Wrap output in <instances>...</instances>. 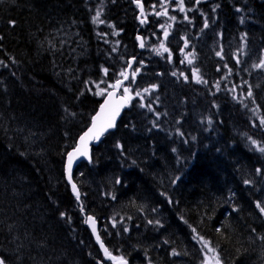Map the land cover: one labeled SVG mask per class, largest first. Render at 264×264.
Returning a JSON list of instances; mask_svg holds the SVG:
<instances>
[{"label": "trees", "instance_id": "16d2710c", "mask_svg": "<svg viewBox=\"0 0 264 264\" xmlns=\"http://www.w3.org/2000/svg\"><path fill=\"white\" fill-rule=\"evenodd\" d=\"M237 2L218 0L211 32H191L195 67L203 65L206 82H179L171 98L177 127L184 125L183 137L171 139L177 155L160 142L171 114L160 104L154 120L143 106L154 102L149 86L135 81L123 85L131 103L115 130L93 147L91 163L74 171L80 201L97 217L105 245L129 264H194L201 260L198 239L217 250L221 264H264V82L257 67L264 0H255V13H243L245 53L238 63L228 46L217 63L212 46L215 35L234 36ZM96 11L103 23L93 22ZM137 29L130 0H0L5 264H103L76 214L63 162L101 101L93 80L105 89L118 79ZM68 40L78 43L76 51ZM222 71L230 84L217 90Z\"/></svg>", "mask_w": 264, "mask_h": 264}, {"label": "rangeland", "instance_id": "374dc122", "mask_svg": "<svg viewBox=\"0 0 264 264\" xmlns=\"http://www.w3.org/2000/svg\"><path fill=\"white\" fill-rule=\"evenodd\" d=\"M208 6H203L204 2L202 0H181V1H174V2H162L156 3L154 6H149L147 8L148 15H150V23H154L153 32L150 31L149 34H144V41L145 45H143V52L141 54V59H139V65L140 70L146 69L148 75H144V81L148 82V88L147 91L152 96V100L154 102H145L143 103V106L147 108L149 111L151 117H154V120H157L156 116V110L157 106H160L161 102H164L167 100V97H173L175 95L174 86L180 78H188L193 82H199L204 84L206 82V78L203 75V65L199 64L198 68L195 69V62L196 55L192 52L191 47L187 46L185 43H189L190 41V35L192 30H195L197 33H200L202 31H209V33L212 30V26L215 22V20H212L207 15V12L204 11L206 7L212 9L213 5L209 2H206ZM181 5L183 10H181ZM215 7V6H214ZM97 13V11H96ZM157 13H160L159 15ZM80 20H82L81 16L78 15ZM144 16V15H143ZM95 17V16H93ZM92 17V18H93ZM146 17V15H145ZM102 18V17H99ZM82 24H84V21H82ZM149 26V25H147ZM175 29H179L182 34L188 33V39L184 37V35H181L180 37H184L182 39L183 43L179 44L174 51H170V48L168 47V42L170 43V40L173 38V31ZM165 32L167 35H165ZM74 32H70L68 36H72ZM59 38V37H58ZM70 43H74L72 40H68ZM185 42V43H184ZM213 42L216 46H218L219 49H224L226 46L229 47L230 54H231V61H235L237 58V55L243 51L244 46L242 43H240L237 40V37L232 36L228 42H224L221 38H218L217 35L214 36ZM178 41L175 42V45H177ZM78 43L73 44L72 51L77 50ZM163 45V46H161ZM166 49V50H165ZM194 51V48H193ZM219 55L225 54L224 50H220ZM218 55V54H217ZM171 56L176 57L177 62L182 64L180 67L182 68V72L176 74L172 78L167 75V73H162L160 70L156 67H150L148 61L149 60H155V58L158 59H165L166 61H172ZM264 60V58H262ZM261 60V61H262ZM191 61V63H189ZM259 68L262 69V81L264 82V65H261ZM222 63V62H221ZM162 65H164L162 63ZM165 66V65H164ZM138 69H136V75L138 72ZM229 73V71H228ZM195 74V75H194ZM217 82H214L217 90H221L224 87H228L230 82L227 79V74L222 71L220 73V78L216 79ZM93 83L96 86V94H100L104 91V88L101 86L100 81L93 80ZM165 85L168 91H160L159 86ZM222 87V88H220ZM224 90H227L224 88ZM124 95L128 98V94L124 92ZM201 96L206 99L210 100V98L207 96L205 92L201 94ZM141 97V96H139ZM164 109L167 111H171L170 119L173 122L176 119V112L173 110L172 107H177L174 103H164ZM80 224L82 227L83 220H80ZM85 228V227H84ZM81 230V229H79ZM82 231V230H81ZM197 244L200 250L201 254V260L194 261V264H214V257H217L219 259V255L217 253V250L212 247L207 241L201 239L197 240ZM207 245V246H206ZM213 250V251H210ZM220 261V260H219ZM221 264V262H220Z\"/></svg>", "mask_w": 264, "mask_h": 264}, {"label": "water", "instance_id": "95a60500", "mask_svg": "<svg viewBox=\"0 0 264 264\" xmlns=\"http://www.w3.org/2000/svg\"><path fill=\"white\" fill-rule=\"evenodd\" d=\"M134 4H137L136 1L133 2ZM142 12V4L141 2H139V6H138V17L140 15V13ZM140 23H142V21L140 20L139 21ZM142 49L141 47V43L139 44V47H138V50L140 51ZM116 85V84H115ZM118 87H116V90L113 89V90H110L105 96L104 98L102 99V101L100 102L95 114L92 116V119H91V124L90 126L87 128V130L85 132H83L82 134H80L76 140V143H75V146L74 148H72L66 155L65 157V160H64V170L66 172V182L68 183L70 189H71V192L72 193H75L73 191V181L71 179V182L69 181V176L72 177V173L75 169V167L81 163V162H86L88 163L90 161V153H91V148L96 146L99 141L101 140L102 136L105 135L109 130H111L114 126V124L117 122V120L119 119L120 115H121V112L126 108V100L123 96L121 95H118ZM107 102V103H106ZM102 106H104V111L102 113ZM115 113V117H114V120H113V126L111 128H107L106 130H104L102 132V134H100L99 138L98 139H94V138H89L86 140V154L85 155H80L79 153H76V149L78 147H80L81 145V140L80 138L82 136H84V134L86 132L89 131L90 128L93 127V117L97 116L98 114H101L100 115V120L97 122V126L99 128L100 125L103 124L106 116L110 115L111 113ZM69 153H73V159H72V163H71V170H70V173L68 171V162H69ZM75 185V184H74ZM94 227H95V232L93 231V226L90 224V223H87V228L91 234V236L93 237L94 239V242L95 244L97 245L101 255L103 256L104 260L105 261H109L110 264H117V261L118 260H113L111 258H109V255H106L105 254V247L103 245V248L101 247V240L100 238L98 237V232H97V225L95 224L94 222ZM99 238V239H98ZM108 252V251H107ZM111 257H113L111 254H110ZM125 261V260H124ZM127 264V262H126Z\"/></svg>", "mask_w": 264, "mask_h": 264}, {"label": "snow or ice", "instance_id": "6c2138e0", "mask_svg": "<svg viewBox=\"0 0 264 264\" xmlns=\"http://www.w3.org/2000/svg\"><path fill=\"white\" fill-rule=\"evenodd\" d=\"M138 6H139V0H136ZM181 10H183L182 8V5H181ZM158 15L160 13H157ZM99 16H100V13L97 12V15L95 17H93V22H99V23H103V21L99 20ZM143 22V21H142ZM165 35H167V33L165 32ZM163 46V45H161ZM166 50V49H165ZM219 55V53H217ZM189 63H191V61H189ZM261 65H264V60L261 61ZM260 65H257V67H259ZM107 70H105L106 72ZM122 76H125V73H121ZM133 75H135V73H133ZM195 75V74H194ZM125 78H127L125 76ZM120 84V81H117L116 85H113V87H118ZM127 89H125V93H127ZM107 103V102H106ZM104 111V106H102V113ZM100 115L101 114H98L97 116L93 117V127L89 129L88 132H86L84 134V136H82L80 138L81 140V145L80 147H78L75 151L76 153H79L80 155H85L86 154V140L89 139V138H94V139H98L100 134H102V132L104 130H106L107 128H111L113 126V120H114V117H115V113H111L110 115L106 116L104 122L102 125L97 126V122L100 120ZM261 124H264V120L261 121ZM253 143H255V141H253ZM261 151H264V148L261 149ZM69 162H68V171L70 173V170H71V163H72V159H73V153H69ZM69 181L71 182V177L69 176ZM247 183V181H246ZM73 191L75 192L76 191V186L73 184ZM78 195V194H77ZM258 207H260V205H257ZM260 211L262 213H264V207H260ZM63 215V214H62ZM87 223H90L92 226H93V231L95 232V227H94V220L92 217H88L87 220H86ZM127 230V229H125ZM99 239V238H98ZM207 246V245H206ZM101 247L103 248V244H101ZM210 251H213L210 249ZM105 254L106 255H109V258L113 259V260H116V258L114 257H111L110 254L107 252V249H105ZM214 260V264H220V261L217 257H214L213 258ZM0 264H5L4 260L3 259H0ZM117 264H126V261L123 260V258H120L118 261H117ZM207 264V262H206Z\"/></svg>", "mask_w": 264, "mask_h": 264}, {"label": "bare ground", "instance_id": "6f19581e", "mask_svg": "<svg viewBox=\"0 0 264 264\" xmlns=\"http://www.w3.org/2000/svg\"><path fill=\"white\" fill-rule=\"evenodd\" d=\"M115 90H116V89H115ZM118 121H119V120H118ZM118 121L114 124L113 128H112L111 130H109V131L106 133V135H107L108 133H111V132H113V131L115 130ZM77 137H78V136H77ZM77 137H76V140H77ZM76 140H75V143H76ZM75 143H74V144H75ZM97 145H98V144H97ZM97 145H96V146H97ZM94 147H95V146H94ZM64 160H65V156H64ZM81 163H86V162H81ZM90 163H91V159H90V161H89L87 164H90ZM79 164H80V163H79ZM79 164H78V165H79ZM63 176H64V181H65V183H66V172H65V170H64V162H63ZM67 186H68V185H67ZM68 188H69V187H68ZM69 190H70V188H69ZM70 193H71L73 196H75V199H76L77 205H78V204H81L79 187L76 188L75 193H72L71 190H70ZM77 194H78V195H77ZM90 217L93 218L95 224H96L97 227H98L99 233H100L101 226H100V224L98 223L97 217L94 216V215H91ZM82 220H83V225H84V227H85L86 229H88V228H87V222H86V219H82Z\"/></svg>", "mask_w": 264, "mask_h": 264}, {"label": "flooded vegetation", "instance_id": "af4514ba", "mask_svg": "<svg viewBox=\"0 0 264 264\" xmlns=\"http://www.w3.org/2000/svg\"><path fill=\"white\" fill-rule=\"evenodd\" d=\"M164 1V0H163Z\"/></svg>", "mask_w": 264, "mask_h": 264}]
</instances>
